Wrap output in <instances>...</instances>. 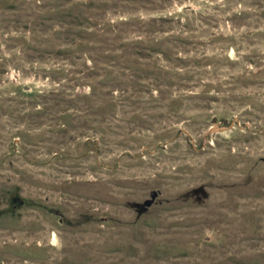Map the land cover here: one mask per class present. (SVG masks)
<instances>
[{
    "label": "rangeland",
    "instance_id": "rangeland-1",
    "mask_svg": "<svg viewBox=\"0 0 264 264\" xmlns=\"http://www.w3.org/2000/svg\"><path fill=\"white\" fill-rule=\"evenodd\" d=\"M0 264H264V0H0Z\"/></svg>",
    "mask_w": 264,
    "mask_h": 264
},
{
    "label": "flooded vegetation",
    "instance_id": "flooded-vegetation-1",
    "mask_svg": "<svg viewBox=\"0 0 264 264\" xmlns=\"http://www.w3.org/2000/svg\"><path fill=\"white\" fill-rule=\"evenodd\" d=\"M16 197H19L20 196H15L13 199H12V203L14 204V206H18V207H21L23 204H24V200H22L21 198L20 199H16ZM23 201V204H20V202Z\"/></svg>",
    "mask_w": 264,
    "mask_h": 264
},
{
    "label": "water",
    "instance_id": "water-1",
    "mask_svg": "<svg viewBox=\"0 0 264 264\" xmlns=\"http://www.w3.org/2000/svg\"><path fill=\"white\" fill-rule=\"evenodd\" d=\"M158 193H154L151 200H147L145 205L150 206L153 203V200L157 197ZM16 199H20L19 197H16ZM20 204H23V201L20 202Z\"/></svg>",
    "mask_w": 264,
    "mask_h": 264
}]
</instances>
